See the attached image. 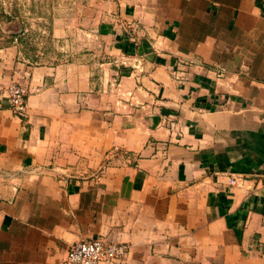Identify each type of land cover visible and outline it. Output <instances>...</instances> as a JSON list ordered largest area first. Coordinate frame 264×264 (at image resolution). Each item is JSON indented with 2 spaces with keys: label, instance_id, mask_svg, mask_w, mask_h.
<instances>
[{
  "label": "crops",
  "instance_id": "crops-1",
  "mask_svg": "<svg viewBox=\"0 0 264 264\" xmlns=\"http://www.w3.org/2000/svg\"><path fill=\"white\" fill-rule=\"evenodd\" d=\"M52 1L53 60L0 48V264H264L263 1Z\"/></svg>",
  "mask_w": 264,
  "mask_h": 264
},
{
  "label": "rangeland",
  "instance_id": "rangeland-1",
  "mask_svg": "<svg viewBox=\"0 0 264 264\" xmlns=\"http://www.w3.org/2000/svg\"><path fill=\"white\" fill-rule=\"evenodd\" d=\"M52 8V0H0V48L15 45L34 63L53 60L61 46L50 35Z\"/></svg>",
  "mask_w": 264,
  "mask_h": 264
},
{
  "label": "built area",
  "instance_id": "built-area-1",
  "mask_svg": "<svg viewBox=\"0 0 264 264\" xmlns=\"http://www.w3.org/2000/svg\"><path fill=\"white\" fill-rule=\"evenodd\" d=\"M263 5H264V0ZM195 64L193 59L181 58L176 62L175 69L171 70V75L175 80H181L185 71L182 67ZM25 88L13 85L8 89L9 103L15 115L23 117L26 108ZM230 184L235 183L231 178ZM128 252V247L124 243L110 241L103 237L78 241L68 248L65 257L59 264H101L103 261L113 259H123Z\"/></svg>",
  "mask_w": 264,
  "mask_h": 264
}]
</instances>
